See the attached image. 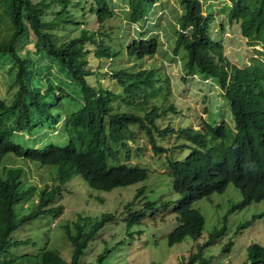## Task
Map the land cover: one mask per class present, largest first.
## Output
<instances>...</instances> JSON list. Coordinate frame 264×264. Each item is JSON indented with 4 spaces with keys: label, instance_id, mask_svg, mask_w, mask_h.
<instances>
[{
    "label": "trees",
    "instance_id": "obj_1",
    "mask_svg": "<svg viewBox=\"0 0 264 264\" xmlns=\"http://www.w3.org/2000/svg\"><path fill=\"white\" fill-rule=\"evenodd\" d=\"M74 1L75 4L70 5ZM80 1L0 0V56L9 59L8 72L13 73L6 86V95L0 96V167L3 170L0 175V264H101L103 254H98L94 262L82 261L81 256L89 238L103 222L114 219V213L103 215L89 231H83L81 214L77 215L72 228L66 225L65 236L71 247L69 258L47 246L33 252L20 251L23 245L34 241L30 237L14 238L12 233L41 213L58 216L63 205L49 206V203L60 192L61 184L74 174H79L91 187L104 190L144 179L147 168L132 161L142 151L141 144L135 143L142 133L154 152L181 150L190 143V150L184 157L166 155L165 171L171 178L172 189L179 193L172 208L177 223L168 234L169 244L188 235L194 238L201 235L204 217L192 207V202L214 191H223L229 182L242 194L237 207L264 198V0L219 3L226 21L230 25L238 22L240 34L254 48L244 65L231 62L224 53L223 40L210 35L209 20L214 18L213 12L204 11L201 0H180L183 11L178 19L177 42L187 52L183 67L188 74L199 71L215 78L220 94L229 101L232 117V122H210L200 117L198 127L163 123L168 111L176 107L169 101V75L156 68L112 69L110 74L121 90L87 81L86 76L94 71L88 66L90 50L85 44L95 45L97 57L110 58L112 51L109 44L96 38L95 30L75 18V6ZM155 1L128 0L129 23L146 15L149 4ZM53 2L60 8L52 9ZM89 3L98 23L114 15L110 0H88L84 10L89 8ZM221 29L225 30L223 23L216 30ZM76 30L78 34H73ZM30 31L35 36V46L58 61L81 87V106L62 119L61 127L67 135L63 145L50 142L24 147L11 138L14 132L28 131L38 125L43 114L52 115L47 101L48 89L41 90L30 78L33 61L22 56L16 48L19 39L28 36ZM157 47L156 36H131L126 41L125 52L138 57L151 56ZM51 121L58 123L60 118L53 117ZM228 131L231 132L229 138ZM172 134L175 143L171 147L158 142L166 137L167 143ZM123 151L126 161L119 160ZM7 152L57 167L55 185L44 184L38 190L36 206L24 214H18L15 205L27 199L36 187H23L20 167L2 164ZM142 192L141 187L136 195ZM153 203L146 200L144 205L150 208ZM145 214L144 208L131 211L126 217L127 226L138 223ZM224 230L225 226L212 230L208 239L198 244L196 251L182 264H192L197 259L198 264H209L211 258L203 256L202 250ZM227 249L229 244L223 246L224 251ZM242 264H264V244L249 243L247 259Z\"/></svg>",
    "mask_w": 264,
    "mask_h": 264
},
{
    "label": "rangeland",
    "instance_id": "obj_2",
    "mask_svg": "<svg viewBox=\"0 0 264 264\" xmlns=\"http://www.w3.org/2000/svg\"><path fill=\"white\" fill-rule=\"evenodd\" d=\"M201 1L203 10L212 11L214 14V18L209 20L210 35L223 40L224 53L232 62L244 65L253 54L254 48L250 47L240 34L239 23L235 21L230 25L226 21V16L223 17V13L220 12L219 3H229L230 0ZM80 3L75 6L77 13L75 18L82 21L83 25H88L89 29L95 30L96 38L109 44L112 51L110 58L97 57L94 54L95 45L89 42L85 44L90 50L87 54L88 66L94 71L86 76L89 83L121 90L122 87L110 74L112 69L156 68L169 75L171 84L169 101L176 107V110L168 111L163 123L168 121L175 127L188 124L198 127L200 117L210 122L220 120L232 122L229 101L224 94L223 96L220 94L221 89L215 78L207 77L205 73L199 71L188 74L183 67L187 52L182 46L179 47L177 42L178 19L183 11L180 0H157L149 4L146 15L133 23L128 21V0H110L114 15L103 23L96 20L90 10V3L89 8L83 9L88 0H81ZM74 4L75 1L70 5ZM211 5L214 8H211ZM51 7L55 10L60 8L57 2H53ZM227 8L225 7L224 11H227ZM220 23H223L225 30H216ZM78 32L79 30H76L73 34ZM131 36H156L158 39L156 53L143 57L127 54L125 44ZM21 38L16 48L22 56L33 61L30 73L33 75L30 78L41 90L48 89L47 101L50 102L52 115L43 114L38 125L28 131L14 132L11 138L24 147L43 146L50 142L63 145L67 142V135L61 127L62 118L81 106V87L68 76L58 61L35 46L32 31L28 36ZM9 65V59H2L0 56V96L6 95V86L13 77V73L8 72ZM58 92V95H61L59 98L55 94ZM53 117L61 119L54 123L51 121ZM230 133L228 131L227 138L230 137ZM158 142L171 147L175 143V136L170 135L167 143L166 137L159 139ZM135 143L141 144L142 151L140 156L132 161L147 168L148 174L144 179L103 190L91 187L79 174H74L61 184L60 192L49 203V206L64 205L58 216L54 217L49 212L41 213L12 233L14 238L30 237L34 241L23 245L20 251L33 252L47 246L55 248L63 257L69 258L71 247L65 236V226L69 225L72 228L77 215L81 214L83 231H89L93 223L108 213H114V219L103 222L89 238L81 256L82 261L94 262L98 254H103L101 264H182L188 259L189 254L196 250L198 244L208 239L212 230L223 226L224 232L202 250L203 256L211 257L209 264H242V261L247 259L249 243L264 244V198L242 208L237 207L242 194L232 182H229L223 191H214L193 201L192 206L204 217L199 237L188 235L169 244L168 234L177 223L176 214L171 207L179 193L172 189L171 178L165 171L166 155L172 154L173 157L182 158L190 150V143L181 150L154 152L144 133ZM119 160L126 161L124 151L119 155ZM2 164L20 167L23 187L29 185L36 187L27 199L15 205L18 214L30 212L36 206L38 190L44 184L55 185L57 167L54 164H41L39 161L12 152H7L3 156ZM2 173L0 167V175ZM141 187L143 192L136 195ZM146 200L153 201V207L145 206ZM165 202H168L169 206L163 207ZM143 208L146 213L143 218L138 223L127 226L128 214ZM247 221L249 223L245 224ZM226 244H229V249L224 251L223 246ZM192 264L198 262L195 260Z\"/></svg>",
    "mask_w": 264,
    "mask_h": 264
},
{
    "label": "clouds",
    "instance_id": "obj_3",
    "mask_svg": "<svg viewBox=\"0 0 264 264\" xmlns=\"http://www.w3.org/2000/svg\"><path fill=\"white\" fill-rule=\"evenodd\" d=\"M132 23H133V22H132ZM250 47H251V46H250ZM256 47H257V46H256ZM248 60H249V59H248ZM231 62H232V61H231ZM246 62H248V61H246ZM246 62H245V63H246ZM233 63H234V62H233ZM245 63H244V64H245ZM55 94H57V93H55ZM59 118H60V117H59ZM63 118H64V117H63ZM63 118H62V119H63ZM60 119H61V118H60ZM69 179H70V178H69ZM69 179H68V180H69ZM103 190H104V189H103ZM173 203H174V202H173ZM192 203H193V202H192ZM63 206H64V205H63ZM167 206H169V203H168V202H165V203L163 204V207H167ZM192 207H193V206H192ZM172 208H173V204H172L171 210H172ZM194 208H195V207H194ZM196 209H197V208H196ZM200 213H201V212H200ZM203 249H204V248H203ZM195 251H196V250H195ZM193 252H194V251H193ZM189 255H190V254H189ZM188 257H189V256H188ZM210 258H211V257H210ZM197 260H198V259H197ZM197 260H196V261H197ZM194 262H195V261H194Z\"/></svg>",
    "mask_w": 264,
    "mask_h": 264
}]
</instances>
